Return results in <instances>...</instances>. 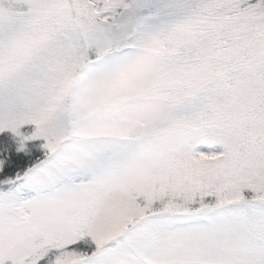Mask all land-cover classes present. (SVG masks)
<instances>
[{
	"label": "snow or ice",
	"instance_id": "6c2138e0",
	"mask_svg": "<svg viewBox=\"0 0 264 264\" xmlns=\"http://www.w3.org/2000/svg\"><path fill=\"white\" fill-rule=\"evenodd\" d=\"M0 264H264V0H0Z\"/></svg>",
	"mask_w": 264,
	"mask_h": 264
}]
</instances>
